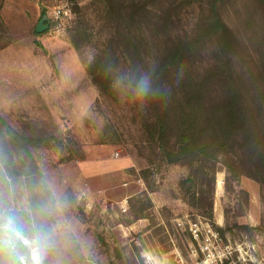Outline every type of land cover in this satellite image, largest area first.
Listing matches in <instances>:
<instances>
[{"label": "rangeland", "instance_id": "1", "mask_svg": "<svg viewBox=\"0 0 264 264\" xmlns=\"http://www.w3.org/2000/svg\"><path fill=\"white\" fill-rule=\"evenodd\" d=\"M97 1L0 0V115L29 140L40 174L21 157L31 185L10 186L1 221L38 247L39 264H196L187 226L198 219L232 247L226 264H264V186L240 167L228 174L221 154L207 166L216 168L213 216L191 207L181 187L188 167L143 143L141 97L127 91L125 69L115 67L108 96L89 77L92 45L78 50L69 30L82 15L104 35ZM57 8L60 27L37 32ZM221 15L237 38L232 67L264 112V0H226ZM210 63L206 53L197 71Z\"/></svg>", "mask_w": 264, "mask_h": 264}, {"label": "trees", "instance_id": "2", "mask_svg": "<svg viewBox=\"0 0 264 264\" xmlns=\"http://www.w3.org/2000/svg\"><path fill=\"white\" fill-rule=\"evenodd\" d=\"M225 1L98 0L104 35L93 33L82 15L69 30L78 50L92 45L86 69L102 95L118 87L115 67L125 69L120 76L131 83L127 91L141 97L143 143L162 162L188 167L181 181L185 198L211 217L216 168L212 163L209 172L207 166L219 155L228 159V174L240 167L264 186V112L251 105L248 87L232 67L238 43L221 15ZM206 53L211 66L199 72L197 62ZM28 143L0 115V210L9 208L11 185H31L22 156L40 177ZM237 151L242 158L232 156ZM10 241L13 247L0 239V264H22L25 247L14 237Z\"/></svg>", "mask_w": 264, "mask_h": 264}, {"label": "built area", "instance_id": "3", "mask_svg": "<svg viewBox=\"0 0 264 264\" xmlns=\"http://www.w3.org/2000/svg\"><path fill=\"white\" fill-rule=\"evenodd\" d=\"M62 13V8H57L54 10L52 18L49 19L50 23L51 21L52 23L54 22L57 28L61 25L60 19ZM187 231L192 242L197 245L196 251L201 254L196 264H226V261L232 257V247L223 243L219 231L210 222L199 219L190 221L187 226ZM13 237L26 249L25 254L19 255L21 263L34 264V259L38 257V247L29 238L0 220V239L13 247L10 241Z\"/></svg>", "mask_w": 264, "mask_h": 264}, {"label": "water", "instance_id": "4", "mask_svg": "<svg viewBox=\"0 0 264 264\" xmlns=\"http://www.w3.org/2000/svg\"><path fill=\"white\" fill-rule=\"evenodd\" d=\"M49 23H50L49 17L47 15H44L38 22L36 26V31L43 32L49 27Z\"/></svg>", "mask_w": 264, "mask_h": 264}, {"label": "clouds", "instance_id": "5", "mask_svg": "<svg viewBox=\"0 0 264 264\" xmlns=\"http://www.w3.org/2000/svg\"><path fill=\"white\" fill-rule=\"evenodd\" d=\"M141 92H146L147 91V89L146 88H144V87H141ZM34 264H39V260L38 259H34Z\"/></svg>", "mask_w": 264, "mask_h": 264}]
</instances>
